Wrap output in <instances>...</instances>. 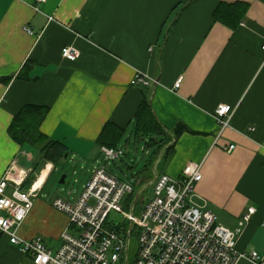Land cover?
<instances>
[{
	"label": "crops",
	"instance_id": "0c3cea01",
	"mask_svg": "<svg viewBox=\"0 0 264 264\" xmlns=\"http://www.w3.org/2000/svg\"><path fill=\"white\" fill-rule=\"evenodd\" d=\"M235 4L244 10L237 26L216 19L220 6ZM263 46L264 0H0V179L14 161L28 176L39 162L34 148L9 136L24 107L45 109L40 130L66 147L67 161L99 163L97 140L104 126L111 122L126 129V137L132 128L130 141L134 116L146 99L168 137H158L166 138L159 145L134 137L145 150L153 147L145 167L164 163L162 173L177 179L189 163L201 164L195 204L232 230L255 208L236 250L264 259ZM65 47L79 57L63 58ZM24 67L27 79L18 77ZM137 73L153 81L132 86ZM219 105L235 109L221 133L215 118ZM179 124L187 131L177 136ZM55 170L47 163L35 172L37 187L44 184L43 191ZM38 198L19 235L60 237L67 217ZM0 264H31V259L3 235Z\"/></svg>",
	"mask_w": 264,
	"mask_h": 264
},
{
	"label": "built area",
	"instance_id": "2783aa9c",
	"mask_svg": "<svg viewBox=\"0 0 264 264\" xmlns=\"http://www.w3.org/2000/svg\"><path fill=\"white\" fill-rule=\"evenodd\" d=\"M25 31L32 32L29 28ZM62 56L75 61L79 53L73 47H65ZM151 81L147 75L137 73L131 85L148 87ZM180 84L181 79L175 88ZM234 114L230 105L217 107L215 118L220 133L229 127ZM234 148L231 145L227 151ZM102 154L110 163L124 157L125 151L102 147ZM27 178L28 173L19 170L14 161L0 179V237L8 236L11 245L29 257L31 264H130V241L135 230L138 249L132 264H237L241 259L264 264L257 252L236 250L237 237L250 222L255 208H250L239 227L232 230L221 225L213 212L195 204V187L203 178L201 164L189 163L177 179L159 175L153 184V198L147 204L141 198L144 189L135 201L138 184L120 181L108 172L106 165H98L80 194L53 200L54 209L68 219L57 250L50 249L41 236L26 239L19 235L44 185L37 187L34 182L25 189ZM124 202L131 205V213L124 211ZM136 207L141 209L140 216L134 214ZM112 212L124 215L130 222L132 227L126 234L119 230L118 223L109 222Z\"/></svg>",
	"mask_w": 264,
	"mask_h": 264
},
{
	"label": "trees",
	"instance_id": "16d2710c",
	"mask_svg": "<svg viewBox=\"0 0 264 264\" xmlns=\"http://www.w3.org/2000/svg\"><path fill=\"white\" fill-rule=\"evenodd\" d=\"M237 5V4H235ZM243 5L237 6H223L219 7L215 12L217 20L222 21L226 25L235 27L238 21L237 16ZM241 17V16H240ZM25 67L22 69L19 78L27 79L24 76ZM46 111L41 107L26 106L20 113L13 119L8 132L9 136L19 145L30 146L34 148L39 155V162L35 163V169L29 174L23 188H29L35 178V172L40 171L41 167L47 163L57 165L61 161L65 160L67 149L60 143L48 140L45 135L42 134L40 126L44 120ZM134 137L139 138L149 145L151 142H157L159 145L161 142H165L167 136L166 130L156 119L148 100H144L138 108L134 120ZM187 131L186 127L179 124L175 130L176 135H180ZM166 136L165 139L158 141V137ZM127 141L126 129H122L115 124L108 122L98 140L97 143L101 147L120 148L122 144ZM161 148V145L159 146ZM67 160V159H66Z\"/></svg>",
	"mask_w": 264,
	"mask_h": 264
},
{
	"label": "rangeland",
	"instance_id": "374dc122",
	"mask_svg": "<svg viewBox=\"0 0 264 264\" xmlns=\"http://www.w3.org/2000/svg\"><path fill=\"white\" fill-rule=\"evenodd\" d=\"M129 130L130 131L128 132V135L126 137L127 139L130 137L132 128H130ZM122 146L126 152L124 157L110 163H108L105 160L104 156L100 154L99 163H81L78 161V159L72 160L70 158L68 161L66 159L61 161L56 165V170L52 172L44 190L42 191L41 195H39L40 197L38 199L49 203L54 209V207L52 206L54 199L58 197L67 199L70 196L80 194L83 184H85L91 176V171L96 168L98 164H104L106 165L108 172L120 181L130 182L134 185L141 182L139 190L144 189L146 184L147 187L144 189L141 198H143L145 204H147L153 198L154 185H151V183L154 184L153 178L156 174H158V172L160 176L164 174L162 173L164 163L158 164V166L156 165V163H152V166L149 165L146 168L145 165L148 163H143V161L148 158L146 152L153 147L145 150V143L141 141L136 142L134 137H132V139L128 142L125 141ZM155 165L157 166V169H155ZM63 176H66L65 183H61ZM123 209L125 212H132L131 205L126 204L125 202L123 203ZM140 211V207H136L134 214L136 216H140ZM109 222L118 223L120 226L119 230L124 234H126V231L130 228V222L125 219L124 215L117 212L111 213ZM71 233H73V230L71 231ZM61 234L59 237V235L53 233L52 235L54 238L49 240L45 236L46 245L52 250H57L60 246L59 242L61 241ZM57 236L58 238H55ZM137 249V230H135L132 233L130 241V264H132L134 261Z\"/></svg>",
	"mask_w": 264,
	"mask_h": 264
},
{
	"label": "water",
	"instance_id": "95a60500",
	"mask_svg": "<svg viewBox=\"0 0 264 264\" xmlns=\"http://www.w3.org/2000/svg\"><path fill=\"white\" fill-rule=\"evenodd\" d=\"M67 157H68V155L66 154V156H65V159H67ZM156 166V165H155ZM154 166V167H155ZM65 178H66V176H63V178H62V180H61V183H65ZM157 178V177H156ZM140 194H141V190L136 194V197H135V201H137L138 199H139V197H140ZM113 227H116V224H114L113 225ZM131 225H130V228L129 229H131ZM128 240H129V236H128ZM128 255V254H127Z\"/></svg>",
	"mask_w": 264,
	"mask_h": 264
}]
</instances>
